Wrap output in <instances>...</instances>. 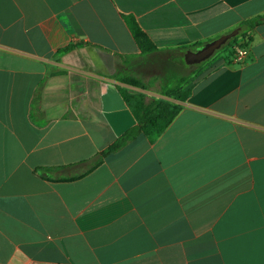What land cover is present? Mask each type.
<instances>
[{
	"label": "crops",
	"instance_id": "obj_1",
	"mask_svg": "<svg viewBox=\"0 0 264 264\" xmlns=\"http://www.w3.org/2000/svg\"><path fill=\"white\" fill-rule=\"evenodd\" d=\"M122 15L171 51L264 0H0V264H264V23L179 103L116 79L144 61ZM119 87L181 110L78 178L136 126Z\"/></svg>",
	"mask_w": 264,
	"mask_h": 264
},
{
	"label": "trees",
	"instance_id": "obj_2",
	"mask_svg": "<svg viewBox=\"0 0 264 264\" xmlns=\"http://www.w3.org/2000/svg\"><path fill=\"white\" fill-rule=\"evenodd\" d=\"M122 18L140 50V56L144 59L143 62L147 61L149 58L157 54L179 52L182 54L185 63V54L190 49H201L205 45L197 44L192 47H184L177 50L161 51L153 44L151 39L143 31L133 15H122ZM263 23L264 15L243 22L240 25V33L236 37L231 39L222 49L235 45L240 38H246L248 42L251 41L250 32L255 27ZM248 42L245 41L244 43L240 44L238 49H247ZM74 48L75 46H69L63 50H60L58 54L66 53L70 50H73ZM123 61L126 62L127 58H124ZM185 65L187 64L185 63ZM195 73L196 72L193 71L189 75L180 76L177 79L172 78V80H170V84L169 81L161 87V95L166 98L172 99L175 102H185L191 95V90H186L185 87L190 84V82L192 81V75H194ZM116 79L124 85L142 89L140 79L133 73V69H131L129 66L127 68L119 70ZM118 91L127 104L128 108L132 111L136 120V126L132 130L124 134L119 140L109 146L106 150L98 154L90 162V167L78 178L89 174L95 168L100 166L109 155L120 152L129 143L136 140L138 137L145 138L151 144L154 143L171 125V123L174 121L175 117L181 110V106L179 104L170 102L168 100L148 97L143 93L122 87H119ZM41 177L51 181L55 180L50 177H44V175H41ZM78 178L74 177L67 180H75Z\"/></svg>",
	"mask_w": 264,
	"mask_h": 264
},
{
	"label": "rangeland",
	"instance_id": "obj_3",
	"mask_svg": "<svg viewBox=\"0 0 264 264\" xmlns=\"http://www.w3.org/2000/svg\"><path fill=\"white\" fill-rule=\"evenodd\" d=\"M222 48L216 51L212 57L221 52V50H224ZM196 67L197 64L185 65L181 53L168 52L154 55L143 62L137 68L135 75L140 79L142 89L161 91V87L172 80V78L177 79L180 76L189 75Z\"/></svg>",
	"mask_w": 264,
	"mask_h": 264
},
{
	"label": "water",
	"instance_id": "obj_4",
	"mask_svg": "<svg viewBox=\"0 0 264 264\" xmlns=\"http://www.w3.org/2000/svg\"><path fill=\"white\" fill-rule=\"evenodd\" d=\"M239 29L222 35L219 38L205 44L200 50L196 52L189 51L185 55V63L187 65L200 64L211 58L216 51L221 49L226 43L239 34Z\"/></svg>",
	"mask_w": 264,
	"mask_h": 264
},
{
	"label": "built area",
	"instance_id": "obj_5",
	"mask_svg": "<svg viewBox=\"0 0 264 264\" xmlns=\"http://www.w3.org/2000/svg\"><path fill=\"white\" fill-rule=\"evenodd\" d=\"M248 54V50L247 49H242L238 52V56L239 57H245Z\"/></svg>",
	"mask_w": 264,
	"mask_h": 264
}]
</instances>
